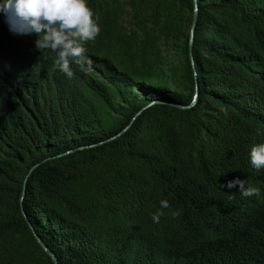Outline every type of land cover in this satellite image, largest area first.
I'll use <instances>...</instances> for the list:
<instances>
[{
    "label": "trees",
    "instance_id": "1",
    "mask_svg": "<svg viewBox=\"0 0 264 264\" xmlns=\"http://www.w3.org/2000/svg\"><path fill=\"white\" fill-rule=\"evenodd\" d=\"M196 5L185 110L193 0H88L71 79L0 15V264H264V0Z\"/></svg>",
    "mask_w": 264,
    "mask_h": 264
},
{
    "label": "clouds",
    "instance_id": "2",
    "mask_svg": "<svg viewBox=\"0 0 264 264\" xmlns=\"http://www.w3.org/2000/svg\"><path fill=\"white\" fill-rule=\"evenodd\" d=\"M0 15L13 35L35 36L37 49H49L56 54L54 66L67 78L74 72L70 66L83 67L90 64L86 43L94 41L100 34L99 17L88 6V0H0ZM259 134V133H258ZM249 161L253 169L264 168V143L254 144L249 151ZM238 186L242 197L259 195V189L245 186L239 178L227 182L226 187ZM169 202H159V208L151 216L153 223H160L169 209ZM177 217L179 211H172Z\"/></svg>",
    "mask_w": 264,
    "mask_h": 264
},
{
    "label": "water",
    "instance_id": "3",
    "mask_svg": "<svg viewBox=\"0 0 264 264\" xmlns=\"http://www.w3.org/2000/svg\"><path fill=\"white\" fill-rule=\"evenodd\" d=\"M194 2V13H193V19H192V23H191V27H190V32H189V49H188V54H189V60H190V63H191V67H192V71H193V76H194V96H193V100L191 102V104L189 106H181V105H175V104H169L167 102H164V101H153L151 102L149 105H152V104H156V103H162V104H169L175 108H178V109H181V110H185V109H189L191 108L192 106H194V104L196 103V99H197V96H198V87H197V77H196V71H195V67H194V61H193V56H192V45H193V35H194V28H195V24H196V18H197V5H196V0H193ZM148 105V106H149ZM147 106V107H148ZM125 130V129H124ZM123 130V131H124ZM122 131V132H123ZM122 132H120L119 134H117L115 137H118ZM114 138V137H113ZM82 149V148H80ZM65 154H68V153H65ZM64 154V155H65ZM36 166H33L27 176L25 177L24 179V182H23V186L25 185V182L27 180V177L28 175L33 171V169L35 168ZM23 194H24V190L22 192V196L20 198V209H21V212L23 213V208H22V199H23ZM24 215V214H23ZM33 235L36 239V241L38 242V244L40 245V247L44 250V252L51 256L54 263L56 262L55 261V258L53 255H51V253L47 250V248L44 246V244L41 242V240L36 236V234L34 233L33 231Z\"/></svg>",
    "mask_w": 264,
    "mask_h": 264
}]
</instances>
